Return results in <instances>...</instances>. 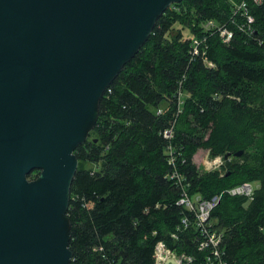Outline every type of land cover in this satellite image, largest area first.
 <instances>
[{
    "label": "trees",
    "instance_id": "trees-1",
    "mask_svg": "<svg viewBox=\"0 0 264 264\" xmlns=\"http://www.w3.org/2000/svg\"><path fill=\"white\" fill-rule=\"evenodd\" d=\"M232 1L240 0L170 6L101 98L88 140L74 147L78 170L65 212L71 264H155L159 241L193 256V264H207L195 227L172 238L187 213L177 205L181 189L169 179L174 167L163 132L172 126L176 169L188 193L223 194L211 220L224 234L227 263L264 264V0L252 5V37L236 31L224 44L202 28L207 20L228 23ZM184 30L209 38L215 68L192 60ZM180 88L186 95L181 108ZM202 149L223 157L221 170L197 167L193 159ZM35 172L30 181L39 179ZM244 183L259 185L253 200L226 193Z\"/></svg>",
    "mask_w": 264,
    "mask_h": 264
},
{
    "label": "water",
    "instance_id": "water-1",
    "mask_svg": "<svg viewBox=\"0 0 264 264\" xmlns=\"http://www.w3.org/2000/svg\"><path fill=\"white\" fill-rule=\"evenodd\" d=\"M183 1L0 0V264H71L74 147L159 17Z\"/></svg>",
    "mask_w": 264,
    "mask_h": 264
},
{
    "label": "built area",
    "instance_id": "built-area-1",
    "mask_svg": "<svg viewBox=\"0 0 264 264\" xmlns=\"http://www.w3.org/2000/svg\"><path fill=\"white\" fill-rule=\"evenodd\" d=\"M253 4L262 5L263 0L233 1L232 14L229 22L221 24L216 20H207L202 24L203 32L211 35L218 34L224 44H230L236 31L252 37L255 34L256 24L252 9ZM207 42L208 37L206 35L193 36L191 38L192 60H196L199 57L206 67L215 68L216 65L208 57L209 45ZM176 99L179 108H181L184 103V93L181 88L178 90ZM158 114H163V110L160 109ZM174 134V126L163 132L164 138L169 141L167 147L168 160L170 165L174 167V171L169 179L174 181L181 189L182 193L177 205L182 207L187 213L182 219L181 225L177 228V232L172 234V238L177 240L179 233L193 226L199 234V251L207 253V264H228L225 259L224 234L222 231L214 228L211 220V214L218 206L223 194L215 196L212 199H204L201 195L191 196L188 193L187 189L189 185L186 184L185 178L176 169V153L172 145ZM209 154H207L206 160L204 161V165L207 168H209L207 166L208 162L212 164L209 169L219 167L223 164V158L221 156L210 160ZM253 184L244 183L228 190L226 193L231 196H244L251 201L254 198L255 191L259 188L258 184L256 187ZM99 250H102V248ZM153 259L155 264H167L170 260H174L176 264H193L194 262L193 256L187 255L186 253L179 254L176 250L169 248L163 241H159L156 244Z\"/></svg>",
    "mask_w": 264,
    "mask_h": 264
},
{
    "label": "rangeland",
    "instance_id": "rangeland-1",
    "mask_svg": "<svg viewBox=\"0 0 264 264\" xmlns=\"http://www.w3.org/2000/svg\"><path fill=\"white\" fill-rule=\"evenodd\" d=\"M232 4H233V1H232ZM219 23V22H218ZM175 28L176 29H181L182 27L179 25V24H177L176 26H175ZM184 34L186 35V37H193V36H191V34L189 33V30H184ZM213 34V33H212ZM211 35V34H210ZM213 35H218V34H213ZM212 35V36H213ZM219 36V35H218ZM219 38H220V36H219ZM221 39V38H220ZM222 40V39H221ZM208 45H209V50H210V44H209V38H208ZM185 97H186V95H184ZM184 100H185V98H184ZM208 153H210L209 151H207V150H199L198 151V153L194 156V159H193V161H194V163L197 165V167L200 169V170H202V171H207V172H211V171H216V170H221L222 169V167H223V165H224V160L222 159V161H223V164H221L219 167H215V168H213V169H209V168H211L210 166H208L209 168H207L205 165H204V160H206V157H207V154ZM209 158H210V160H212L213 159V157L209 154ZM223 158V157H222ZM230 162V161H229ZM85 166H87V167H90V168H92L93 166L92 165H90V164H86ZM36 171H38V172H35L34 174L35 175H38V173L40 172L39 170H36ZM39 176V175H38ZM254 185V187H256L257 186V183H254L253 184Z\"/></svg>",
    "mask_w": 264,
    "mask_h": 264
},
{
    "label": "bare ground",
    "instance_id": "bare-ground-1",
    "mask_svg": "<svg viewBox=\"0 0 264 264\" xmlns=\"http://www.w3.org/2000/svg\"><path fill=\"white\" fill-rule=\"evenodd\" d=\"M204 161H205V160H204ZM207 166H210V167H211V166H212V164H211L210 162H208V163H207Z\"/></svg>",
    "mask_w": 264,
    "mask_h": 264
}]
</instances>
